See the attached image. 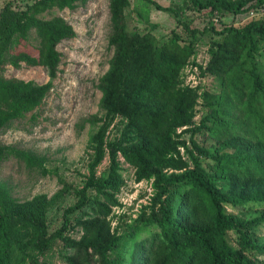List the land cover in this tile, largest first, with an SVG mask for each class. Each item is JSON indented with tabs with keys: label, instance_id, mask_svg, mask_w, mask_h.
Wrapping results in <instances>:
<instances>
[{
	"label": "trees",
	"instance_id": "obj_1",
	"mask_svg": "<svg viewBox=\"0 0 264 264\" xmlns=\"http://www.w3.org/2000/svg\"><path fill=\"white\" fill-rule=\"evenodd\" d=\"M86 0H35L24 8L10 4L0 13V132L35 111L57 77L61 54L57 46L75 37L62 18L48 12L73 10ZM129 0H109L113 49L109 68L99 79V112L86 122L96 128L88 141L89 176L78 191V202L66 213L88 209L77 221L79 239L62 234L69 253L66 264H264V210L252 217L228 210L264 204V64L257 56L264 44V20L244 25L214 24L191 29L184 9L222 22L264 8V0H183V7L162 8L172 14L185 35L173 30L156 38L129 26ZM154 27V26H153ZM38 39V56L14 50L31 33ZM215 36H213V35ZM208 37L209 61L197 66L202 76L218 80L219 92H201L184 83L183 71L200 40ZM42 67L49 81L6 79L4 66ZM201 101V103H200ZM206 109L195 124L197 108ZM120 117L125 124L117 141L107 133ZM190 134L188 142L185 135ZM204 135V144L196 135ZM189 143V145H188ZM183 151V152H182ZM14 156L43 176L46 159L30 151L0 145V160ZM109 161L107 175L97 168ZM122 159V162H121ZM136 182L151 183L152 204L120 235L112 228L113 209L124 185L123 165ZM93 192V194H90ZM45 198L21 204L0 183V264H11L16 237H31L34 250H50ZM230 236L234 242L231 241Z\"/></svg>",
	"mask_w": 264,
	"mask_h": 264
},
{
	"label": "rangeland",
	"instance_id": "obj_2",
	"mask_svg": "<svg viewBox=\"0 0 264 264\" xmlns=\"http://www.w3.org/2000/svg\"><path fill=\"white\" fill-rule=\"evenodd\" d=\"M34 1L0 0V13L9 4L14 9H20ZM156 6L177 9L183 7V0H129V7L125 12L129 26L135 27L140 34L151 32L156 38L169 36L173 30L185 35L172 14L160 11ZM183 11L184 18L192 20L190 28L199 31L209 27L210 22L220 31L223 25L240 26L252 19L264 20V8L236 17L226 16L222 22L215 19L212 21L208 16L188 9ZM43 17L64 19L73 28L75 37L64 40L57 46L61 54L58 73L44 102L35 111L2 130L0 145L44 157L46 170L50 174L43 176L38 170H29L23 162L9 156L0 160V183L5 184L21 204L31 203L40 196L45 198L46 234L48 238L54 237V241L52 240L50 250L40 253L30 245L31 237H16L11 246V264H66L64 258L69 249L58 237L59 234L76 240L80 237L77 221L88 215V209L70 214L66 211L78 202V191L84 188L89 176L90 155L87 146L96 128H92L86 120L99 112L101 93L97 85L108 70L113 56V49L108 45L111 31L109 0H86L85 3L77 4L73 10L54 9ZM38 45V39L32 32L14 52L22 51L37 57ZM208 51L209 40L205 37L198 43L195 55L184 69L183 79L186 85L199 87L201 92L217 93L220 89L218 80L213 76L200 75L195 66L206 67L209 61ZM257 59L260 65L264 64V44H261ZM1 73L6 79L32 81L38 85L49 81L47 72L42 67H27L23 64L19 69H14L4 66ZM197 110L195 124H199L206 113L202 106H198ZM124 124V119L118 117L106 135L107 141H117ZM189 136L190 134L185 135L187 142ZM204 140V135H196L199 144H204ZM108 168L109 161L106 158L97 168V176L107 175ZM123 169L124 185L117 195L121 207L113 209L111 216L112 228L120 235L149 208L154 196L151 183H138L133 169L126 164ZM261 210H264V204L251 205L240 211H228L249 218ZM259 234L264 237V225L259 229ZM230 238L234 242V236Z\"/></svg>",
	"mask_w": 264,
	"mask_h": 264
}]
</instances>
